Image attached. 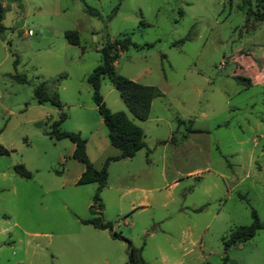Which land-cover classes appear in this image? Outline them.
<instances>
[{
	"label": "rangeland",
	"instance_id": "rangeland-1",
	"mask_svg": "<svg viewBox=\"0 0 264 264\" xmlns=\"http://www.w3.org/2000/svg\"><path fill=\"white\" fill-rule=\"evenodd\" d=\"M249 1L247 11L241 0H0V264H125L127 243L113 234L145 264H264V230L223 245L251 210L264 222V0ZM123 37L141 48L120 55L116 74L162 97L139 121L101 81L106 108L142 130L149 153L108 164L99 217L111 230H97L83 223L96 184L72 185V144L45 133L63 112L58 129L89 141L95 168L118 155L86 79ZM39 83L61 110L36 103Z\"/></svg>",
	"mask_w": 264,
	"mask_h": 264
},
{
	"label": "trees",
	"instance_id": "trees-1",
	"mask_svg": "<svg viewBox=\"0 0 264 264\" xmlns=\"http://www.w3.org/2000/svg\"><path fill=\"white\" fill-rule=\"evenodd\" d=\"M83 1V0H79ZM241 8H246L248 11L250 1L241 0ZM84 12L88 16L99 18V12L87 5H84ZM248 13V12H246ZM1 19V16H0ZM259 21L264 22V13L258 16ZM66 41L72 46H79L78 36L74 32H69L65 35ZM130 47L140 49L141 47L133 44L128 37L116 39L112 42L107 41L105 45L100 49L101 60L100 64L88 75L86 81L91 87L92 102L96 107L102 124L106 129V135L109 145L118 150L117 156L108 157L103 162V165L97 169L89 161L86 155V140L80 136L79 133L63 132L58 129L60 123L65 120L66 115L63 112L59 113L58 120L54 121L45 134L53 140L67 139L74 145V149L71 158L83 165L84 171L81 173L79 179L76 182L77 186L96 184V190L92 197V204L89 207V212L92 217L84 224L92 226L97 230H111L110 223H106L99 217L102 209L100 203L99 194L106 185L107 181V167L110 162H117L121 160L131 159L134 155L144 149L146 155L149 150L143 142L142 130L133 124L124 113L111 112L106 108L102 96L100 94L101 81L104 77H107L110 84L118 92L119 97L126 109L130 114L139 121L147 119L151 103L154 99L162 97L160 90L154 86H146L130 81L125 77L116 74L115 62L123 52H126ZM144 47H151V45H144ZM14 80L20 84H25L26 80L19 77H14ZM236 83L250 86V81L240 77L234 78ZM33 98L37 104H49L58 110H61V103L56 96L48 95L42 90V85L39 83L34 87ZM0 155H8V151L0 145ZM13 171L16 175L24 179H30L31 174L22 165H16L13 167ZM199 208L194 212H200ZM252 223L248 226H240L230 233L228 241L224 242V248L226 249L230 245L243 244L252 239L259 231L264 230V222H260L254 210H251ZM114 238H121L127 243L129 249V258L125 264H145L141 258H137V251L131 246V243L113 234ZM227 257L222 258V264H226Z\"/></svg>",
	"mask_w": 264,
	"mask_h": 264
},
{
	"label": "crops",
	"instance_id": "crops-1",
	"mask_svg": "<svg viewBox=\"0 0 264 264\" xmlns=\"http://www.w3.org/2000/svg\"><path fill=\"white\" fill-rule=\"evenodd\" d=\"M108 141V140H107ZM90 145L91 147H93L99 154H102L104 151L107 150L108 146L106 144V142L102 141V140H97L95 138H93L91 141H90ZM88 146H89V141L86 140V155L90 161V156H89V152H88ZM110 146V145H109ZM111 147V146H110ZM73 149H74V145L72 144L71 145V149H70V158H71V155H72V152H73ZM118 152V150H117ZM119 154V152H118ZM117 156V155H116ZM72 159V158H71ZM73 160V159H72ZM127 160V159H126ZM75 161V160H74ZM77 162V161H76ZM79 163V162H78ZM80 164V163H79ZM84 171V167L82 164H80V166L78 167L77 169V175L75 176V179L73 181H71V184L72 185H76V182L77 180L79 179L81 173Z\"/></svg>",
	"mask_w": 264,
	"mask_h": 264
}]
</instances>
